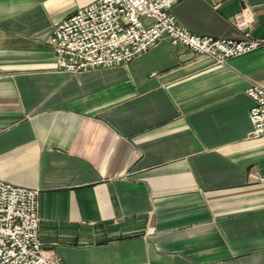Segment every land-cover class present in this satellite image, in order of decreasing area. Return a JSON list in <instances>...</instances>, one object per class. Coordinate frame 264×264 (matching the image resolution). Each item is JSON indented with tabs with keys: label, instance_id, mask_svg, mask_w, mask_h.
I'll list each match as a JSON object with an SVG mask.
<instances>
[{
	"label": "crops",
	"instance_id": "0c3cea01",
	"mask_svg": "<svg viewBox=\"0 0 264 264\" xmlns=\"http://www.w3.org/2000/svg\"><path fill=\"white\" fill-rule=\"evenodd\" d=\"M96 0H0V180L37 189L39 239L67 264H264V139L247 89L264 46L213 65L162 39L69 74L48 36ZM264 0H181L194 34L241 38ZM147 25L153 21L143 18Z\"/></svg>",
	"mask_w": 264,
	"mask_h": 264
},
{
	"label": "built area",
	"instance_id": "2783aa9c",
	"mask_svg": "<svg viewBox=\"0 0 264 264\" xmlns=\"http://www.w3.org/2000/svg\"><path fill=\"white\" fill-rule=\"evenodd\" d=\"M181 0H96L78 9L48 36L56 54L57 68L69 74L101 67L127 65L158 41L167 39L224 65L264 46V37H253L254 9L245 6L235 16L241 38L197 35L181 25L171 13ZM143 18L153 23L147 25ZM253 138L264 139V86L247 89ZM37 189L0 180V264H67L45 249L39 239Z\"/></svg>",
	"mask_w": 264,
	"mask_h": 264
}]
</instances>
